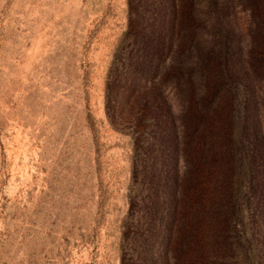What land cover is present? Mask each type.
<instances>
[{
  "label": "trees",
  "instance_id": "trees-1",
  "mask_svg": "<svg viewBox=\"0 0 264 264\" xmlns=\"http://www.w3.org/2000/svg\"><path fill=\"white\" fill-rule=\"evenodd\" d=\"M127 6L125 52L105 84L106 112L126 111L133 150L120 264H264V132L254 121L264 94L253 80L264 81V0ZM235 7L247 19L237 34ZM218 164L227 170L211 200Z\"/></svg>",
  "mask_w": 264,
  "mask_h": 264
},
{
  "label": "rangeland",
  "instance_id": "rangeland-1",
  "mask_svg": "<svg viewBox=\"0 0 264 264\" xmlns=\"http://www.w3.org/2000/svg\"><path fill=\"white\" fill-rule=\"evenodd\" d=\"M228 12L237 34L246 14ZM127 18V0H0V264H120L133 150L105 84Z\"/></svg>",
  "mask_w": 264,
  "mask_h": 264
}]
</instances>
